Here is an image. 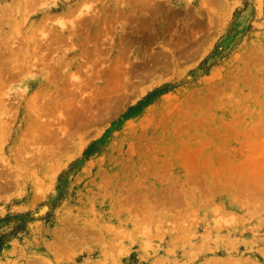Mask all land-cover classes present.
<instances>
[{"label":"rangeland","instance_id":"1","mask_svg":"<svg viewBox=\"0 0 264 264\" xmlns=\"http://www.w3.org/2000/svg\"><path fill=\"white\" fill-rule=\"evenodd\" d=\"M0 264H264V0H0Z\"/></svg>","mask_w":264,"mask_h":264}]
</instances>
